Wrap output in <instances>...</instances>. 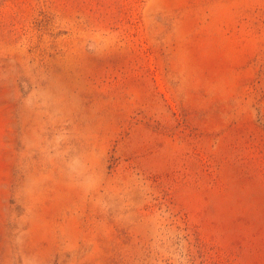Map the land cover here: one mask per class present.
Listing matches in <instances>:
<instances>
[{
	"label": "rangeland",
	"instance_id": "1",
	"mask_svg": "<svg viewBox=\"0 0 264 264\" xmlns=\"http://www.w3.org/2000/svg\"><path fill=\"white\" fill-rule=\"evenodd\" d=\"M0 264H264V0H0Z\"/></svg>",
	"mask_w": 264,
	"mask_h": 264
}]
</instances>
